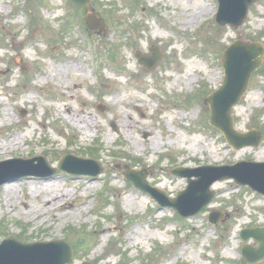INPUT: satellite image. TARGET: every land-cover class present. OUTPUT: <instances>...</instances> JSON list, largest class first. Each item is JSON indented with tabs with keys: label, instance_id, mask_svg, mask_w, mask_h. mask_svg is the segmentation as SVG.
<instances>
[{
	"label": "rangeland",
	"instance_id": "obj_1",
	"mask_svg": "<svg viewBox=\"0 0 264 264\" xmlns=\"http://www.w3.org/2000/svg\"><path fill=\"white\" fill-rule=\"evenodd\" d=\"M201 3L209 13L185 23ZM218 6L97 0L92 8L103 29L91 31L87 11L69 0H0V162L42 156L57 168L71 153L104 168L96 177L62 172L5 183L0 244L65 241L73 264H248L239 233L264 228L263 196L217 181L213 202L181 218L123 175L126 166L143 170L153 187L175 197L188 186L171 174L176 167L264 162V64L232 111L238 132H261L259 148L232 149L204 104L222 85L226 49L237 40L264 44V0L238 29L217 25ZM153 47L163 58L149 71L135 54L151 55ZM11 138L16 147L4 151ZM213 211L222 214L215 225ZM245 244L256 247L252 239Z\"/></svg>",
	"mask_w": 264,
	"mask_h": 264
},
{
	"label": "water",
	"instance_id": "obj_2",
	"mask_svg": "<svg viewBox=\"0 0 264 264\" xmlns=\"http://www.w3.org/2000/svg\"><path fill=\"white\" fill-rule=\"evenodd\" d=\"M77 6L89 9L92 0H71ZM220 3L217 23L223 28L231 25L240 28L247 19L249 9L258 0H218ZM87 24L91 30L103 29L102 22L94 12L87 16ZM152 56L141 52L136 57L141 65L152 71L162 59L158 48L151 50ZM264 63V44L237 40L224 53L222 58L225 78L222 86L205 99L210 106V124L219 129L228 143L235 149L252 146L258 148L263 138L258 130L239 133L234 128L232 110L247 92L253 72ZM113 128L115 126L113 125ZM147 138V135H145ZM38 162V164H36ZM124 176L136 189L148 194L162 208H171L184 218L196 216L216 197L217 192L211 190L217 181L233 179L238 186H249L253 191L264 196V162L241 161L226 166H201L199 168L177 167L172 175L186 178L187 189L170 197L163 190L153 187L149 174L142 170L125 167ZM102 164L94 159L65 155L57 168L49 165L47 158L37 156L32 159H14L0 162V187L12 180L25 177L49 178L58 173L71 175L98 176L103 173ZM7 177H2V176ZM221 212L213 211L209 220L217 223ZM244 242L253 239L258 245L254 248L246 245L243 256L249 264H257L264 260V228L246 229L241 232ZM36 258V259H34ZM0 264H73V250L66 242H36L24 244L16 239H7L0 244ZM84 264H92L86 262Z\"/></svg>",
	"mask_w": 264,
	"mask_h": 264
},
{
	"label": "bare ground",
	"instance_id": "obj_3",
	"mask_svg": "<svg viewBox=\"0 0 264 264\" xmlns=\"http://www.w3.org/2000/svg\"><path fill=\"white\" fill-rule=\"evenodd\" d=\"M208 9H209V7L203 6V4H202V6H199L196 10H194L188 14V17L185 19V23L195 24V23L200 22L205 17V15L209 13ZM6 116L8 117V120H11V118L8 116V113H6ZM74 120L79 121V122L84 123V124L90 123V121L87 120L86 117H78V118L74 117ZM17 143H18L17 139H15V138L9 139V141H8L9 145L4 148V151H8L10 146L16 147ZM11 188H14V186L10 187L9 195L7 197V202H9L11 199V194H12ZM70 195H72V193L67 194V196H64V197L69 198ZM56 198H58V200H60V198L58 196H56ZM74 207L75 206L73 205L72 209Z\"/></svg>",
	"mask_w": 264,
	"mask_h": 264
}]
</instances>
